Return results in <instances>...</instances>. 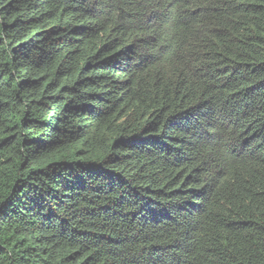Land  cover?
I'll return each mask as SVG.
<instances>
[{
    "label": "trees",
    "instance_id": "1",
    "mask_svg": "<svg viewBox=\"0 0 264 264\" xmlns=\"http://www.w3.org/2000/svg\"><path fill=\"white\" fill-rule=\"evenodd\" d=\"M174 1L0 0V264H264V0Z\"/></svg>",
    "mask_w": 264,
    "mask_h": 264
},
{
    "label": "clouds",
    "instance_id": "2",
    "mask_svg": "<svg viewBox=\"0 0 264 264\" xmlns=\"http://www.w3.org/2000/svg\"><path fill=\"white\" fill-rule=\"evenodd\" d=\"M156 1L161 6L159 14L164 9L177 5L174 0ZM156 14L148 13L145 16H140L142 23L145 25L155 24L158 20ZM262 142L249 136L237 135L226 127L210 131L203 140V154L200 160L201 175L212 168L226 169L231 175L239 168H246L245 158L249 150L255 146L260 147Z\"/></svg>",
    "mask_w": 264,
    "mask_h": 264
},
{
    "label": "water",
    "instance_id": "3",
    "mask_svg": "<svg viewBox=\"0 0 264 264\" xmlns=\"http://www.w3.org/2000/svg\"><path fill=\"white\" fill-rule=\"evenodd\" d=\"M15 72H13V74H14Z\"/></svg>",
    "mask_w": 264,
    "mask_h": 264
}]
</instances>
